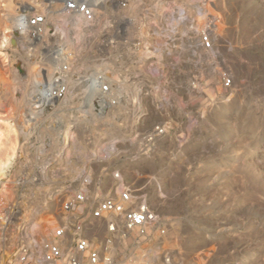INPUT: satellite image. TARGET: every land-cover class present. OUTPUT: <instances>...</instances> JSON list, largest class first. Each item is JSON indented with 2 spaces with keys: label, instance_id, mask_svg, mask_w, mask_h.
<instances>
[{
  "label": "rangeland",
  "instance_id": "rangeland-1",
  "mask_svg": "<svg viewBox=\"0 0 264 264\" xmlns=\"http://www.w3.org/2000/svg\"><path fill=\"white\" fill-rule=\"evenodd\" d=\"M132 1L144 48L57 66L50 35L18 38L17 0H0V264L22 243L39 256L117 192L115 172L165 233L138 241L117 214L114 231L87 226L112 264H264V0ZM35 5L50 16V0ZM101 79L122 81L123 97L90 96Z\"/></svg>",
  "mask_w": 264,
  "mask_h": 264
},
{
  "label": "built area",
  "instance_id": "built-area-1",
  "mask_svg": "<svg viewBox=\"0 0 264 264\" xmlns=\"http://www.w3.org/2000/svg\"><path fill=\"white\" fill-rule=\"evenodd\" d=\"M42 1L17 0L14 35L32 40H42L50 35V56L61 62L57 66H77V59L73 56L80 54L117 53L119 44H129L131 53L132 48L138 50L146 46L143 36L137 35L138 31L143 33L142 21L139 16L131 14L132 0H50V16L46 12H40L35 5ZM178 11L176 14L180 17ZM125 33L127 36H123ZM118 38L127 39V42ZM93 84L90 96L99 94L104 102L109 99L114 102L123 97V82L120 80L101 79ZM231 84L232 79L224 77V86L229 87ZM70 90L69 82L50 87V101L59 99ZM165 132L164 127L158 126L154 130V136ZM114 178L118 181L117 192L95 196L93 206L84 215L86 217L74 224L57 228L54 232L55 239L42 244L39 256L34 247L22 243L8 259V263L112 264L111 259L105 258L99 249L93 247L86 233V227L97 222L105 224L110 231L116 230V222L108 220V216L112 214L121 216L123 227L135 232L140 238L138 241L148 239L155 228L165 233L161 217L147 200L136 197L134 191L124 185L120 172H115ZM87 200L85 192H79L65 202L64 210L71 212L79 203Z\"/></svg>",
  "mask_w": 264,
  "mask_h": 264
},
{
  "label": "bare ground",
  "instance_id": "bare-ground-1",
  "mask_svg": "<svg viewBox=\"0 0 264 264\" xmlns=\"http://www.w3.org/2000/svg\"><path fill=\"white\" fill-rule=\"evenodd\" d=\"M101 98V97H100Z\"/></svg>",
  "mask_w": 264,
  "mask_h": 264
}]
</instances>
